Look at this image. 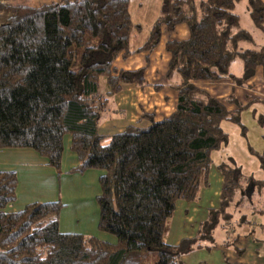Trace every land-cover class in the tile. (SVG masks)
I'll use <instances>...</instances> for the list:
<instances>
[{
    "label": "trees",
    "instance_id": "trees-1",
    "mask_svg": "<svg viewBox=\"0 0 264 264\" xmlns=\"http://www.w3.org/2000/svg\"><path fill=\"white\" fill-rule=\"evenodd\" d=\"M241 3L249 28L236 13ZM129 9L130 0H0V151L31 150L58 170L66 146L78 162L68 173L99 170L97 230L112 238L62 232L58 201L10 211L17 176L0 171V264H182L195 245L194 239L164 242L175 204L196 201L208 186L210 155L228 142L221 123L236 125L244 136L241 113L264 105L261 99L244 105L234 94L218 100L197 84L229 80L243 87L257 70L264 77V2L161 0L147 37L134 49L131 39L141 28ZM181 25L188 38L165 43L166 75L179 78L174 111L160 121L143 115L147 126L99 135L109 99L125 85L146 86L144 68L119 70L115 60L148 58L162 29L171 33ZM235 61L240 76L230 71ZM231 163L218 168V209L204 229L215 225L213 216L229 224L241 209L264 220V207L253 204L264 179L244 176ZM239 220L249 223L242 213Z\"/></svg>",
    "mask_w": 264,
    "mask_h": 264
},
{
    "label": "rangeland",
    "instance_id": "rangeland-1",
    "mask_svg": "<svg viewBox=\"0 0 264 264\" xmlns=\"http://www.w3.org/2000/svg\"><path fill=\"white\" fill-rule=\"evenodd\" d=\"M28 1L34 4L48 2L49 0ZM160 3L161 0H130L131 20L139 24L141 28L140 32L135 34L131 39V47L133 49L137 48L147 37L158 15ZM244 4L245 3H241L236 8V13L241 17V25L244 28H249L250 24L245 16H243L242 8H240ZM181 26L183 28L180 29H186L185 25ZM180 29L174 30L175 32L173 33H168L162 29L160 44L151 55L153 62H151V59L147 62L145 56L143 58L134 54L132 58L130 57L123 62V65L125 67L134 66L133 69H135L138 64H142L146 65V67H149V70H151L152 67L156 66L154 60L157 58V65H162L164 56L167 55L163 49V43L169 37H175V40H180L182 36V30ZM239 63V61H235L232 64L231 68L233 71H238L240 69L241 63ZM147 80L155 84H160V80H162L163 83L166 82L168 85L166 87L163 86L162 93L159 94L162 98L164 96L167 98L166 100L161 98L166 102L164 110H160V106L156 103L153 96L150 98L151 93L149 91L145 92L149 93L148 99L156 108L157 118H160V116H162V118L168 116L174 111L176 106V93L173 87H170L172 85L171 83H174L175 77L172 80H166L163 78V74L161 77L160 73L154 75L149 73ZM225 81L230 82L229 80ZM204 83L210 82H202L197 85L210 90ZM132 87L137 88L136 86L125 85L121 90L122 92L116 94V96L114 95L115 97L112 96L113 98L111 97L108 101V108L105 112L111 111V114H117L119 112L116 109V104H120L123 101L127 103L124 106V113L121 117H111L112 121L118 120L120 126H124L125 124L136 125L134 114L135 111L140 112L138 107L136 108V104L141 102V95H138L137 101L134 100L133 93L126 92V89ZM99 90L102 94L104 93L105 88L102 83L100 84ZM126 96L128 99L125 98ZM240 121L248 132H245V135L242 136L240 129L236 125L228 122L224 123L222 129L228 135V143L215 151L214 153L217 154L213 155H222L221 157L225 158L226 162H234L235 165L241 168V172L244 176L253 177L255 180H263L264 153L262 149H264V146L255 141H249L251 135L264 132V128L260 124L261 122L263 123V117L254 116V118H252L251 116L244 115L240 117ZM105 123L107 124L103 126ZM141 123L140 126H145L148 122L143 119ZM115 124V122L108 123L102 121L99 125V132L102 133V135L107 132L116 133L118 126ZM251 138L255 140L254 137ZM66 141L67 139L65 138V144ZM242 145L245 146L244 149ZM249 150L254 153H250ZM68 153V148L65 146L60 168L58 170H54L45 165L47 172H55V180L51 185L49 182H46V190L55 192H51V195L55 196L52 197L54 198L53 201H58L62 205L59 211V228L63 229L62 231L64 232L88 234L93 237H99L100 232L97 230L99 206L96 198L99 195V178L101 173L96 169L68 173L69 168L72 167L70 158L66 157V155H69ZM211 160L212 166L216 164L215 156H212ZM230 164L232 165V163ZM212 166L210 168V185L208 184V186L205 187L207 190L200 195L199 200L197 199L192 202L178 201L175 204L173 215L169 219L168 229L164 236V242L168 245H178L185 239L195 240L196 243L192 250L182 256V264H257L255 261L259 264H264V258L261 257H264V222L260 221L262 218H259L258 215H252V210L241 209L234 215V219L231 220L232 222L229 224L222 222V217L218 216L217 220H215L213 216L211 221L214 220L215 225H212L211 228L204 229V226L210 220V210L213 209L216 211L218 209V196L215 193L218 192L219 177L216 172L212 171ZM205 188H202V190ZM250 192L253 193V189H251ZM33 194L34 192L30 193L28 196L31 197ZM43 198L45 199V197ZM253 204L256 208L264 207V191L261 193V197L258 196L253 199ZM238 210L239 208L236 211ZM241 213L247 217L249 221L248 224H246V222H240ZM259 222H261L260 225H257ZM245 231L250 234H242ZM255 232L263 235V237L254 238L253 233ZM106 236L110 237L109 235Z\"/></svg>",
    "mask_w": 264,
    "mask_h": 264
},
{
    "label": "crops",
    "instance_id": "crops-1",
    "mask_svg": "<svg viewBox=\"0 0 264 264\" xmlns=\"http://www.w3.org/2000/svg\"><path fill=\"white\" fill-rule=\"evenodd\" d=\"M262 1L264 2V0H262ZM240 8H242L243 16H245V18L248 20V15H247V12L245 9V4L243 6H241ZM129 11H130V9H129ZM248 22H249V20H248ZM249 24L251 26V22H249ZM180 28H183V27L178 26L175 29V31L177 29H180ZM180 30H182L181 31L182 36L180 37V40L187 39L188 38L187 27L185 30L184 29H180ZM175 31H173V32H175ZM170 40H175V37H169V38H167V40H165V42L163 43V47H164L163 49L164 50H165V43L167 41H170ZM259 42L264 43V40L259 39ZM151 55H152V53L150 55H148V58H147V55L144 53L137 54V56H141L143 58L145 56V60L147 62H149V59H151V62H153ZM132 56L133 55L127 57L126 59L117 58L114 62V67L119 69V70H132L134 66L125 67L123 65V62H125L130 57L132 58ZM168 60H169V55L167 54L166 56H164V60L162 61V65H157L158 58L155 59L154 63H156V66L152 67L151 70H149L150 69L149 67L147 68L146 65H142V64H138V66H136V68H135V69H140V68L145 69V80H146V86H144L142 88L132 87L130 89H126V92L133 93V99L136 101H137L138 95L139 94L141 95V102L136 104V108L138 107L140 112L135 111V114H134V119H135L134 121H135L136 125L140 126L142 124L141 120L144 119L143 115H153L154 121H160L163 119L162 116H160V118H157L156 110H155L156 108L154 107L153 103H151L148 99L149 93H145V92L149 91L151 93L150 98H152V96H153V98L156 100V103L160 106V110L165 109L166 102L163 100H166L167 98L165 96L162 98L159 94H161L163 88L168 86V85L166 84V82L163 83L162 80H160L161 81L160 84L150 83V82H148L147 77H148L149 73L151 75H154L156 73H160L161 77L163 74V78L166 80H172L175 77L174 83H171L172 85L170 86V87H173V89H174V86L179 82V78L177 77V75H173L171 78L167 77L166 74H167ZM234 66H236V65H234ZM135 69H133V70H135ZM230 71L232 74H234L236 76H240L241 71H242V66H240V69L238 71L237 70L233 71L232 68L230 69ZM204 84L206 86H208L210 88V90H207L206 88H203L202 86L201 87L199 86V87L204 89L205 91H207L212 97H214L218 100H223V99L227 98L228 96H230L231 94H234L237 101H239L240 103H242L244 105L247 104L248 102H251L254 99L264 100V77H263L262 71H260V70H257L255 73V76L249 82H247V85H245L243 87L242 86H236L231 81L230 82L221 81V82H215V83L212 82V83H204ZM175 93H176V91H175ZM115 96H113V97H115ZM176 96H177V94H176ZM125 98L128 99L127 96ZM126 104H127L126 101H123L120 104H116V109L119 111L117 114H111V111L102 113L101 122L102 121L103 122L106 121L108 123H112V122L114 123L115 122L116 123L115 125L118 126L117 131L122 132L125 128H127L131 124H125L124 126H120L118 120L112 121L111 117H121L124 113V106ZM107 108H108V106L106 107V110H107ZM244 115L251 116L252 118H254V116L263 117V123L261 122L260 124L264 128V105H261L258 103H253L247 110H245L244 112L241 113L240 117L241 116L243 117ZM224 123H227V122L221 123V125H220L221 129L224 126L223 125ZM106 124L107 123H105L103 126H105ZM241 124H242V122H241ZM145 126H147V125H145ZM99 127L100 126H98V133L101 136H110L112 134L119 133L117 131H116V133L115 132H107V133H103L104 135H102V133L99 132ZM245 132L247 133L248 131L246 130ZM251 137H254L255 140H253ZM251 137H250L249 141H251V142L255 141L256 143H260L264 146V132L256 133L255 135H251ZM263 146H262V148H263ZM242 147H243V149L245 148L244 145H242ZM66 148H68V147H66ZM262 150H263L262 152L264 153V149H262ZM214 152L211 153L210 158L212 159V156H215V158H216V164H214L212 166V163H211V166H212V171L216 172V174L219 177V182H218L219 188H218V192L215 193L218 196V202H219V195H220V188H221L222 180H221V176L219 174L218 168L222 164L228 165L230 167H232V165L230 164L231 162L230 163L226 162L225 158L221 157L222 155H213V154H217ZM68 154L69 155H66V157L70 158V161L72 163L71 164L72 167L69 168V170H70V169L76 167L78 162H77L75 155H73L71 152H69ZM45 165H46L45 160L42 157H40L37 153H35L31 150L14 149V150L0 151V171H14L16 173V176H17L16 201L13 203L12 206H10V208H9L10 211H18V210L22 209L23 207H25L26 205L34 203V202L40 203V202L53 201L54 198H52V197H55V196L51 195V192L52 193H55V192H53L52 190H46V187H47L46 182H49L50 185L53 183V181L55 180V172L54 171L47 172ZM209 185H210V173H209ZM48 188H50V187H48ZM206 190H207V188H205L204 190H202V189L200 190L198 200L200 198V195L203 194ZM23 191H25V192H23ZM32 192H34L33 196H31V197L28 196ZM48 192H50V193H48ZM43 197H45V199H47V200H45ZM260 221L263 222L264 220L260 219ZM260 223L261 222H259V224H257V225H260ZM60 230L62 231L63 229H60ZM62 232H64V231H62ZM71 233H73V232H71ZM242 234L247 235L250 233L245 231ZM82 235H85V234H82ZM99 235L100 236L98 238H100L101 240L112 241V238L107 237L104 234L100 233ZM253 235H254V238L263 237V235H260L258 232L253 233ZM85 236H90V235L87 234ZM239 250H241V249H239ZM261 257L264 258L263 256H261ZM255 263L259 264L256 261H255Z\"/></svg>",
    "mask_w": 264,
    "mask_h": 264
}]
</instances>
